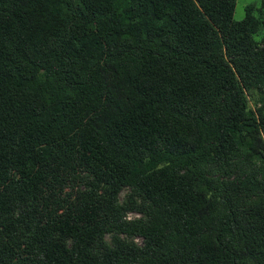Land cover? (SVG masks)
<instances>
[{
	"label": "trees",
	"instance_id": "16d2710c",
	"mask_svg": "<svg viewBox=\"0 0 264 264\" xmlns=\"http://www.w3.org/2000/svg\"><path fill=\"white\" fill-rule=\"evenodd\" d=\"M235 2L0 0V264H264V0Z\"/></svg>",
	"mask_w": 264,
	"mask_h": 264
},
{
	"label": "rangeland",
	"instance_id": "374dc122",
	"mask_svg": "<svg viewBox=\"0 0 264 264\" xmlns=\"http://www.w3.org/2000/svg\"><path fill=\"white\" fill-rule=\"evenodd\" d=\"M260 0H236L235 2V7H234V11H233V18L234 19H241L243 18V16L246 13V6L252 2H259ZM260 38V37H259ZM256 92V91H255ZM256 97H259V93L256 92L255 93ZM249 99V104H251L252 107H255V103L254 100L251 98ZM264 138V136H263ZM263 154H264V149H263ZM129 192V189H123L120 194H119V200L123 201L124 199H126V194ZM140 215V213L138 212H134V211H130L126 214L127 218H132V217H138ZM108 239H110V236H107ZM135 241L137 243L141 242V237H135Z\"/></svg>",
	"mask_w": 264,
	"mask_h": 264
}]
</instances>
